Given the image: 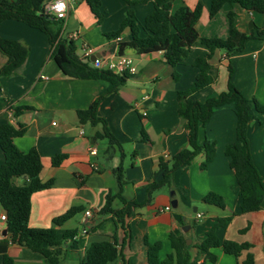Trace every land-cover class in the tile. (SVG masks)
I'll return each mask as SVG.
<instances>
[{
  "label": "crops",
  "instance_id": "1",
  "mask_svg": "<svg viewBox=\"0 0 264 264\" xmlns=\"http://www.w3.org/2000/svg\"><path fill=\"white\" fill-rule=\"evenodd\" d=\"M97 13L92 12L87 0H66L68 12L62 21L60 40H72L76 55L79 46L88 44L104 62H117L119 57L132 60L136 72H113L128 76L123 86L104 95L110 84L100 79H81L65 75L60 67L63 49L53 47L41 31L22 22L5 20L0 23V38L17 41L27 49V57L11 77H0V125L24 127L25 134L13 139L22 153L35 149L40 157L41 182L52 180L50 188L35 192L30 198L28 227L48 229L53 219L70 209H79L70 219L56 227L61 264H78L92 243L115 242L121 257L108 264H148L146 243L159 242V261L172 253L169 236L181 237L189 246L190 260L200 264L204 257L197 245L214 226L217 219L230 217L227 225L217 230L220 240L249 243L255 264H264V210L240 214L239 189L229 158L227 145L236 142V115L233 104L213 109L209 122L197 131V144L205 140L215 144V154L204 170L200 165L204 155L199 154L190 166L173 173L172 184L154 191L150 197L147 188L162 179L160 160L170 161L179 151L188 147L187 130L178 117L177 93L194 83L198 73L195 60L208 52L200 40L191 47L187 57L171 67L164 63L163 53L137 55L133 49L120 44L131 40V31L124 28L117 37L107 38L116 32L133 11L139 36L145 37L143 21L152 10V3L128 6L123 0H96ZM202 5L196 24L199 39L225 40L228 34L226 14H236L239 32L254 34L264 25V15L245 11L238 6L224 5L209 17L211 0H175L172 10ZM253 24V25H251ZM0 53V68L6 63ZM91 61V58H90ZM210 83L192 93V101L203 103L227 90L228 68H232L231 83L247 99L264 105V35L245 42L243 50L227 57L215 50L209 61ZM105 69V68H103ZM104 95L97 107V117L104 120L108 131L118 142L109 149V141L102 137V126L81 124L77 112L87 109ZM32 108L13 117L9 106ZM81 130L83 133H81ZM250 156L264 183V115L253 110V119L247 127ZM93 147L95 155L89 153ZM58 155L65 158L58 166L52 161ZM4 157L0 149V167ZM123 167V184L119 187L114 170ZM17 184L21 179L15 180ZM173 192V195L170 193ZM210 193L220 196L224 207L203 202ZM177 206L173 208L171 201ZM108 201L109 213H103ZM135 203L123 222L117 223L112 212L126 204ZM169 207L168 210L166 208ZM91 211L87 219V234H80L84 225L83 212ZM5 214L0 206V215ZM197 215H200L199 217ZM247 227L244 233L239 231ZM6 229L0 220V231ZM7 244L6 253L13 264H47L39 253L11 244L9 234L0 235V243ZM216 256L214 264H238L246 253L235 258L220 248L211 250ZM3 256L0 254V264ZM205 264H211L205 262Z\"/></svg>",
  "mask_w": 264,
  "mask_h": 264
},
{
  "label": "trees",
  "instance_id": "2",
  "mask_svg": "<svg viewBox=\"0 0 264 264\" xmlns=\"http://www.w3.org/2000/svg\"><path fill=\"white\" fill-rule=\"evenodd\" d=\"M48 0H0V23L5 20H15L22 22L28 27L37 29L44 33L51 46L63 49L64 59L60 63L62 72L73 78L81 79H100L110 84L107 92H115L124 85L126 74L118 75L109 70L95 69L90 66V62L77 57L76 46L72 41L60 40L62 32V21L43 14L42 5ZM130 7L144 4L147 1L152 3L153 10L143 21L142 29L145 37L139 36V28L133 19V11H127V17L122 22L120 28L107 38H114L124 28L131 31V40L120 44L118 48L119 55L124 48L133 49L137 55H144L155 52H162L164 63L174 67L181 63L191 51L193 44L200 40L205 45L208 52L203 56L196 58L195 67L198 70L194 83L185 91L177 93L179 108L178 117L184 122L187 130L188 147L175 154L170 161L160 160L159 169L162 173V179L159 182L150 184L147 188L148 196L162 186L172 184L173 173L186 170L194 158L199 154L204 155V160L200 169L204 170L212 161L215 154V144L205 140L202 145L197 144L198 128L204 127L210 120L213 109L233 104L237 119L236 123V142L231 143L225 148V156L229 158L231 168L234 172L236 183L239 189L240 214H246L264 210V183L254 166L248 147L247 127L253 119V110L264 115V105L259 104L255 99L245 98L231 83L232 68H228L227 90L214 98L207 99L203 103L192 101L189 96L210 83L208 70L209 61L215 50L224 51L227 57L243 50L245 42L260 38L264 35V25L261 30L254 34H244L239 32L236 26V14L229 11L225 18L228 24V34L225 40L216 38L199 39L196 31V24L202 12V5L198 4L195 8L181 7L175 11L172 5L175 0H123ZM92 12L101 21L97 13L98 2L96 0H87ZM224 5L239 8L259 15H264V0H211L209 17L213 18ZM0 53L6 57L5 65L0 68V77H11L15 70L20 67L27 57V49L17 41L4 40L0 38ZM104 95L97 98L87 109L77 112L81 124H90L102 126V137L109 141V149L118 142L108 131L103 119L97 117V107ZM13 117H16L26 111L32 110L27 106L12 107L9 106ZM25 134L24 127H13L9 124L0 125V149L2 151L4 162L0 167V206L6 215L5 228L9 234L11 244L23 246L32 252L41 254L47 261V264H61L60 251L55 249L59 245L56 235V227L70 219L79 209L73 208L63 215L53 219L52 227L48 229L29 228L27 223L30 213V198L33 193L45 190L51 187L52 180L41 182L39 174L41 171V161L38 152L31 149L27 153H22L13 143L16 137H22ZM65 157L58 155L52 161L53 166H58ZM119 187L123 184V167L120 163L114 170ZM21 179L17 184L15 180ZM204 203L213 204L223 208V200L220 196L210 193L204 199ZM108 201L103 209V213L111 212ZM137 204L129 203L119 211L112 212L117 219V223H122L132 208ZM230 221V217L216 220L214 226L204 235V239L197 245L196 249L199 255L204 257L205 264L209 262L214 264L216 256L211 250L220 248L223 253L235 258L246 253L245 258L238 264H255L253 254L249 251V243H237L230 240H220L217 236V230L225 227ZM247 227L240 230L244 233ZM172 253L168 254L163 261H159L158 253L161 248L159 242L154 244L146 243L147 263L148 264H198L190 260L189 246H187L181 237L169 236ZM7 244L0 243V254L3 256L2 264H13L12 259L6 253ZM121 257V252L117 250L115 242L92 243L85 252L84 258L78 264H108L111 261Z\"/></svg>",
  "mask_w": 264,
  "mask_h": 264
},
{
  "label": "built area",
  "instance_id": "3",
  "mask_svg": "<svg viewBox=\"0 0 264 264\" xmlns=\"http://www.w3.org/2000/svg\"><path fill=\"white\" fill-rule=\"evenodd\" d=\"M43 14L54 18L55 20L63 21L67 17L68 7L66 0H48L42 5ZM78 38V34L76 32L69 35V40H75ZM80 51V59L84 61H88L92 63V67L95 69H103L109 70L111 72H127L129 74H134L136 72V68L134 67L132 60L127 57H119L117 62L107 61L104 62L101 58H95L93 61H90L91 55L93 54V49L86 43H82L79 46ZM81 133L82 130H81ZM89 153L91 155L96 154L95 148L91 147L89 149ZM169 207L166 208L168 210ZM91 216L90 210H85L83 212V222L84 225L80 230V234L85 235L88 232L89 227L87 226V219ZM198 217L200 215H197ZM0 220L2 222L6 221V215H0Z\"/></svg>",
  "mask_w": 264,
  "mask_h": 264
},
{
  "label": "water",
  "instance_id": "4",
  "mask_svg": "<svg viewBox=\"0 0 264 264\" xmlns=\"http://www.w3.org/2000/svg\"><path fill=\"white\" fill-rule=\"evenodd\" d=\"M251 25H253V24H251ZM95 58H98V56H97V55L92 56V57H91V61H93ZM170 195H173V192H171ZM171 206H172L173 208H175V207L177 206V201H176L175 199H173V200L171 201ZM0 235L3 236V237H5V236L7 235V231H6V229L0 231Z\"/></svg>",
  "mask_w": 264,
  "mask_h": 264
},
{
  "label": "rangeland",
  "instance_id": "5",
  "mask_svg": "<svg viewBox=\"0 0 264 264\" xmlns=\"http://www.w3.org/2000/svg\"><path fill=\"white\" fill-rule=\"evenodd\" d=\"M90 66H92V63H90Z\"/></svg>",
  "mask_w": 264,
  "mask_h": 264
}]
</instances>
